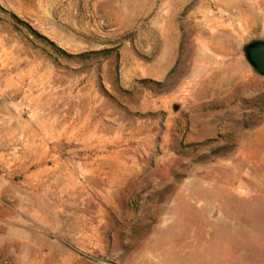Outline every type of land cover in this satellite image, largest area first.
<instances>
[{
  "label": "rangeland",
  "instance_id": "374dc122",
  "mask_svg": "<svg viewBox=\"0 0 264 264\" xmlns=\"http://www.w3.org/2000/svg\"><path fill=\"white\" fill-rule=\"evenodd\" d=\"M256 37L264 0H0V264H264Z\"/></svg>",
  "mask_w": 264,
  "mask_h": 264
},
{
  "label": "water",
  "instance_id": "95a60500",
  "mask_svg": "<svg viewBox=\"0 0 264 264\" xmlns=\"http://www.w3.org/2000/svg\"><path fill=\"white\" fill-rule=\"evenodd\" d=\"M241 52L252 71L264 76V37L247 39L241 47Z\"/></svg>",
  "mask_w": 264,
  "mask_h": 264
},
{
  "label": "bare ground",
  "instance_id": "6f19581e",
  "mask_svg": "<svg viewBox=\"0 0 264 264\" xmlns=\"http://www.w3.org/2000/svg\"><path fill=\"white\" fill-rule=\"evenodd\" d=\"M255 195V194H254Z\"/></svg>",
  "mask_w": 264,
  "mask_h": 264
}]
</instances>
